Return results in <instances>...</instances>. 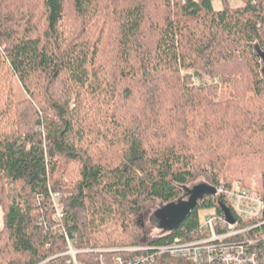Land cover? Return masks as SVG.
I'll return each mask as SVG.
<instances>
[{"label": "trees", "instance_id": "1", "mask_svg": "<svg viewBox=\"0 0 264 264\" xmlns=\"http://www.w3.org/2000/svg\"><path fill=\"white\" fill-rule=\"evenodd\" d=\"M66 1L0 0V264H65L63 234L87 264L140 255L153 256L147 264H191L155 246L198 239L199 213L222 220L219 203L237 221L234 229L253 227L221 195L199 201L162 237L150 215L199 178L215 188L248 187L223 166L254 139L264 149V77L255 52H264V0L237 8L219 0V10L213 0H163L162 23L149 16L148 0H106L112 46L93 37L89 10L101 12L98 0L70 3L75 20H88L79 28L65 23ZM217 64L232 66L219 77ZM200 71L220 82L192 86ZM247 79L245 98L238 86ZM218 88L232 100L216 102ZM52 192L63 208L58 220ZM258 192L264 201V170ZM228 241L245 244L264 264V224Z\"/></svg>", "mask_w": 264, "mask_h": 264}, {"label": "built area", "instance_id": "2", "mask_svg": "<svg viewBox=\"0 0 264 264\" xmlns=\"http://www.w3.org/2000/svg\"><path fill=\"white\" fill-rule=\"evenodd\" d=\"M216 195L223 196L229 202L237 217L236 219L241 222L255 223L254 226L246 230H236L234 227L237 221L231 225L224 218L219 220L216 216L202 213L203 216L199 214L200 236L198 239L190 241L175 239L169 244L155 246L156 252L167 254L172 258L187 260L191 264H258L257 255L251 252L245 244L228 241L229 238L235 235L242 234L251 228L264 224V201L258 190L252 187L241 186L239 183H233L231 187L221 185L216 188ZM49 200L51 204L50 208L54 211L53 219H60L63 215L60 195L52 192L50 193ZM221 226H227V229L218 234L217 229ZM57 232L61 234L59 229ZM63 236L65 239V249L59 256L66 258L65 264H87L78 260V254L84 251L75 248L74 239L69 238L65 234ZM146 249L145 247L136 250L144 251ZM152 258V255H140L130 259L117 257L115 261L116 264H147ZM95 263L105 264L101 258H98Z\"/></svg>", "mask_w": 264, "mask_h": 264}, {"label": "rangeland", "instance_id": "3", "mask_svg": "<svg viewBox=\"0 0 264 264\" xmlns=\"http://www.w3.org/2000/svg\"><path fill=\"white\" fill-rule=\"evenodd\" d=\"M72 1L73 0H67L66 1L67 17L65 18V23L67 22V24L69 26L73 22L74 27L79 28V26H78L79 23L85 24L88 22V20H86L83 17H79V20H75L73 18L74 14H72V11L70 8V3H72ZM98 2H99L98 5H95L94 8L96 10L97 7L100 6L101 12H99L96 15L97 12L93 11L92 8L89 10V14H91L90 18L94 19L95 20L94 23H96V25L94 24L96 29L93 32V37L98 38L102 45L105 43V45L107 46L111 43V46H112V44L114 43V39H113L111 33L113 32L115 25L111 20L110 12H107V10H109L108 5H107L108 1L98 0ZM229 4H230L231 8H237L238 6L242 5V0H231V1H229ZM213 5H214L215 9H217V10H219L221 8V4H220L219 0H213ZM34 6H35V4H34ZM102 7L106 8V14H105L104 10L102 9ZM148 9H149V16H151L153 22L162 23L163 19L165 18L166 12H167V10L164 6L163 0H148ZM35 10H36V22H37L40 18V12L38 9H35ZM105 22H107V23H105ZM106 24L108 25V28L106 27ZM148 36H150V34ZM103 51H104L103 52L104 56L108 55L110 53L107 50H103ZM229 64H225V65H222V64L218 65L217 64L218 66L216 65L217 67L215 68V73L219 77L221 76V74H225V73L228 74V71L231 68L230 66H232V65L229 66ZM187 73L192 74L191 71H188ZM3 78H4V73H3V71L0 70V80H4ZM7 78H8V76H6L5 80ZM13 82H14V93H15V92H18L20 89H19L15 79H13ZM217 82L218 83L220 82V78H218L216 76H209L207 74H204L202 71H200V75L194 74L191 77V85L195 86V87H198V86H203V87L215 86ZM56 87H61V85L60 84L55 85L54 89ZM220 87H222V86H220ZM219 88L215 93L212 94V95H214L216 102L223 104L224 102L227 101V99L232 100L231 97H228L226 94L220 92ZM238 88H239V91L241 93V97L246 98V96H249V94L246 95V93H248L247 91H249L248 79L245 80L244 82H241L239 84ZM7 95L9 96V93H7ZM16 99L18 100V97H16ZM238 103L240 104V102H237L236 104H238ZM241 103L243 104V107H245V108L253 109L255 107V104H249V101H247V103L245 104V101L243 99H241ZM220 110L225 111L223 109H220ZM251 145H252V148L248 147V143H247L246 146L248 149H244V150L239 149L238 152L234 153L233 159L225 162V164L223 166V170L225 169V174L228 177L235 179V180L236 179L242 180L245 182L246 185H248V187H252V188L258 190L261 172L264 170V149H261L263 146V143L258 142L257 139H254V144H251ZM200 180H202V179L199 178L197 181H200ZM202 213H204L206 215L216 216L214 211L200 212L199 213L200 216H203ZM2 219H3V209L0 205V231L2 230V227H3ZM153 232L155 234L158 233L154 229V227H153ZM64 249H65V247H64ZM64 249H63V251H64Z\"/></svg>", "mask_w": 264, "mask_h": 264}, {"label": "water", "instance_id": "4", "mask_svg": "<svg viewBox=\"0 0 264 264\" xmlns=\"http://www.w3.org/2000/svg\"><path fill=\"white\" fill-rule=\"evenodd\" d=\"M255 52L261 61L260 72L264 77V52L256 46ZM180 196L168 203H158L155 210L150 215V222L154 229L158 232V237H162L175 231L181 223L195 209L197 203L209 196H216V188L203 180L196 181L189 185L180 187ZM218 207L222 212L224 220L233 225L235 219L231 211L223 203H219Z\"/></svg>", "mask_w": 264, "mask_h": 264}]
</instances>
